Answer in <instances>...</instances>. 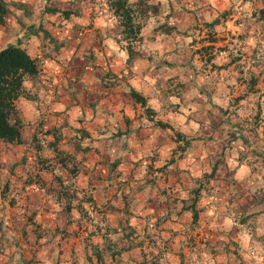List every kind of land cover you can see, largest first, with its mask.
Wrapping results in <instances>:
<instances>
[{"label":"crops","instance_id":"0c3cea01","mask_svg":"<svg viewBox=\"0 0 264 264\" xmlns=\"http://www.w3.org/2000/svg\"><path fill=\"white\" fill-rule=\"evenodd\" d=\"M4 1L0 49L38 71L0 140V264H264V0H147L134 42L110 0Z\"/></svg>","mask_w":264,"mask_h":264},{"label":"trees","instance_id":"16d2710c","mask_svg":"<svg viewBox=\"0 0 264 264\" xmlns=\"http://www.w3.org/2000/svg\"><path fill=\"white\" fill-rule=\"evenodd\" d=\"M147 0H138L136 6H132L127 0H110V5L116 14L121 16L120 24L126 31L128 42H134L140 39L137 33L141 27L143 19L150 16V12L143 7ZM149 8V7H148ZM46 11H56L48 7ZM8 12L7 4L0 0V24L4 22ZM132 13V15H131ZM161 27V26H160ZM162 28V27H161ZM173 30L172 27H166V30ZM131 44H128V53L130 58L138 53L134 51ZM139 55V54H138ZM38 71L35 58H33L25 49L18 45H7L0 49V140L6 143H22L21 124L17 117L16 100L20 95L25 94L24 82L27 76L34 75ZM137 99L138 94L132 92ZM257 116V115H256ZM158 125L165 129H172L168 124L158 122ZM35 138V136H34ZM197 213L192 212V220H196ZM150 264H157L154 260Z\"/></svg>","mask_w":264,"mask_h":264},{"label":"rangeland","instance_id":"374dc122","mask_svg":"<svg viewBox=\"0 0 264 264\" xmlns=\"http://www.w3.org/2000/svg\"><path fill=\"white\" fill-rule=\"evenodd\" d=\"M0 38H1V36H0ZM252 57H253V55H252ZM255 62H257V57L254 58V61H251V67L248 68L247 70L245 69V75H244L245 76V86L244 87L242 86L243 83H244V82H242V79L244 78L242 76L239 77V79L236 81V84H235L238 87V91L239 90L240 91H251V92H253L255 94L251 95L252 96L251 99H246V100H240V99L233 98L230 101V105L231 106L236 105L240 101L242 103L238 107H236V108H239V107H242L244 105H247L248 101H250L252 103V105H255L256 103H258L259 100H257V92L259 90V87H258V79L255 76H257V74H258L259 68H258L257 65L254 64ZM237 64H238V66L236 65L237 67L235 68V70L236 71H239V74H241L242 71H243V68L241 67V64L240 63H237ZM261 70H263L262 72H264V67H262ZM256 80H257V82H256ZM221 111H223V110H221ZM223 113H224V115L227 114L225 111H223ZM248 118H250V119H248V122L252 123L253 125L258 123L259 118L254 113H250L249 116H248ZM224 121L227 122V118H225ZM29 215L30 214L27 213V216L28 217H29ZM35 219L36 218L34 216H33V218L29 219V224H31V223L35 224ZM153 261L154 260H152L150 258L148 260V263L150 264ZM157 264H158V262H157Z\"/></svg>","mask_w":264,"mask_h":264}]
</instances>
